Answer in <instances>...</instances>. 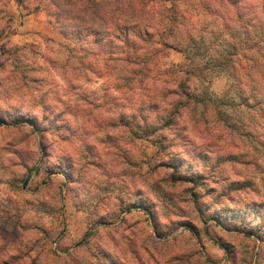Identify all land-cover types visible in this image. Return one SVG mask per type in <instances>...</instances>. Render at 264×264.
<instances>
[{
  "label": "rangeland",
  "instance_id": "obj_1",
  "mask_svg": "<svg viewBox=\"0 0 264 264\" xmlns=\"http://www.w3.org/2000/svg\"><path fill=\"white\" fill-rule=\"evenodd\" d=\"M83 1L0 0V264H264V0Z\"/></svg>",
  "mask_w": 264,
  "mask_h": 264
},
{
  "label": "trees",
  "instance_id": "obj_2",
  "mask_svg": "<svg viewBox=\"0 0 264 264\" xmlns=\"http://www.w3.org/2000/svg\"><path fill=\"white\" fill-rule=\"evenodd\" d=\"M83 0H66V2L68 3V4H70L72 7H73V9H75V8H77L78 6H77V4H81V2H82ZM83 9H84V7H85V9H84V12H85V14H89V13H91V11H92V8H93V4H92V2L90 1V0H84L83 1ZM112 14V13H111ZM91 15V14H90ZM83 16V15H82ZM87 17V16H86ZM86 17H83L84 19H86ZM114 18H116V17H114ZM88 20H91L90 18H87V21ZM114 20H116V19H114ZM92 21V20H91ZM116 22V21H115ZM111 26H109V27H107L106 29H102V31H106V32H114V30H116V31H118L119 30V28H121L122 27V25H121V23H115V25L113 26V27H111V29H108V28H110ZM98 30V29H97ZM264 36H261L260 35V38H263ZM181 79V78H180ZM140 79L138 78V80L137 81H139ZM189 90V89H188ZM188 92H190V90L188 91ZM189 95H191V93L189 94ZM192 100H193V98H191ZM191 227V226H190ZM192 229V228H191ZM192 231H193V229H192Z\"/></svg>",
  "mask_w": 264,
  "mask_h": 264
}]
</instances>
